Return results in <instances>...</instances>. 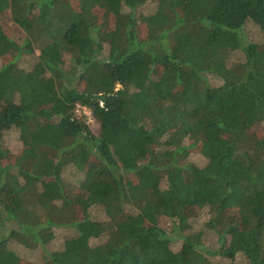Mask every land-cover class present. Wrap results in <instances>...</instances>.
Here are the masks:
<instances>
[{"label": "trees", "instance_id": "obj_1", "mask_svg": "<svg viewBox=\"0 0 264 264\" xmlns=\"http://www.w3.org/2000/svg\"><path fill=\"white\" fill-rule=\"evenodd\" d=\"M263 123L264 0H0V264L58 229L40 264H212L191 232L204 209L223 242L206 253L264 264Z\"/></svg>", "mask_w": 264, "mask_h": 264}, {"label": "rangeland", "instance_id": "obj_2", "mask_svg": "<svg viewBox=\"0 0 264 264\" xmlns=\"http://www.w3.org/2000/svg\"><path fill=\"white\" fill-rule=\"evenodd\" d=\"M151 9V5H144L140 11L142 13H146L148 11H150ZM2 26L4 27L5 31L7 32L8 35H10L11 37L15 38V39H19L22 36V32L20 31V28L17 27L15 24L12 23V21L9 19L8 17V13L5 14L4 19H2ZM243 35L245 36V39L252 41V42H261L262 41V35L260 33V30L252 23V22H247L244 25L243 28ZM105 53H107L105 51ZM241 59V54L239 52L233 53L230 56V63L240 60ZM29 60L25 59L22 62V66L27 67V63ZM214 83H217L216 81H214ZM89 112V111H88ZM75 114L77 115V117L83 118L85 120V122L87 123V125L89 126L90 130L92 132H97L98 130V124L97 122L93 119V117L91 116L90 112L87 114V112H83L82 110L79 109H75ZM257 133L263 134L264 133V123L262 124V126L258 129H256ZM3 139L5 141L6 147L9 149V151L11 153H17L20 148H21V144L20 141L18 139V133L14 130L6 132L3 135ZM189 161L198 165V166H203L205 164V159L198 155V154H192V156L189 157ZM65 176H67L68 181L76 183L78 182L80 179H82V175L80 174H76L72 171L68 172ZM91 216L95 219V220H104V214L102 212V210H100L99 208H93L91 210ZM209 219V214L208 211L206 209L202 210L198 216L191 222V232H201L202 235V249L203 251H201L204 255L207 256L208 260L212 263V264H229V261L226 259H223L222 257H220L219 255H211L206 253V251H210V252H218L220 250L221 247H223V242L218 238V236L206 229L205 224ZM160 224L170 233L173 235V231H172V226L170 224V222L167 219H162L160 221ZM69 236L68 232L63 230V229H58L55 231V235H54V239L51 241V243H49L45 248L41 249H27L24 248L20 245H16L13 244L12 247L13 249L17 252V254L23 258L24 260L23 263L24 264H40L43 263L46 258H47V254L49 252H52L54 250H58L61 246L62 243L64 241L65 238H67ZM171 249L173 251H178L181 247V241L179 240H173L171 245H170ZM236 264H245L244 259L241 256H237L236 260H235Z\"/></svg>", "mask_w": 264, "mask_h": 264}, {"label": "built area", "instance_id": "obj_3", "mask_svg": "<svg viewBox=\"0 0 264 264\" xmlns=\"http://www.w3.org/2000/svg\"><path fill=\"white\" fill-rule=\"evenodd\" d=\"M77 109H79V110H82L83 112H87V114L90 112L87 108H85V107H81V106H77ZM89 111V112H88Z\"/></svg>", "mask_w": 264, "mask_h": 264}]
</instances>
